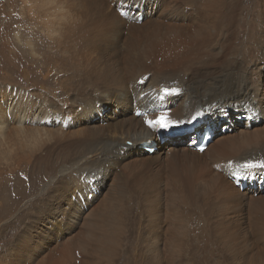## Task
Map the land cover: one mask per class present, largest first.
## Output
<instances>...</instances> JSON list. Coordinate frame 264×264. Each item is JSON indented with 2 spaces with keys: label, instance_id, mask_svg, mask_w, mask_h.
<instances>
[{
  "label": "bare ground",
  "instance_id": "1",
  "mask_svg": "<svg viewBox=\"0 0 264 264\" xmlns=\"http://www.w3.org/2000/svg\"><path fill=\"white\" fill-rule=\"evenodd\" d=\"M30 3L35 84L0 91V221L25 204L0 264H264V0ZM164 112L185 123L149 127Z\"/></svg>",
  "mask_w": 264,
  "mask_h": 264
},
{
  "label": "rangeland",
  "instance_id": "2",
  "mask_svg": "<svg viewBox=\"0 0 264 264\" xmlns=\"http://www.w3.org/2000/svg\"><path fill=\"white\" fill-rule=\"evenodd\" d=\"M35 17H36L35 6L30 3V0H0V22L5 23V24L7 21H16L17 22V24H16L17 29L15 28L11 32V34L5 35L3 38L0 39V91L5 93V95H6L5 98L4 97H2V99L0 98L2 100V103L7 102V99H8L7 93H6V85H11V86L14 85L15 86L16 84L19 83L17 86H15V88H21V87L24 88L25 86H23V85L27 84V86H32L33 84H35V77H36L35 75L36 74L33 70L34 68L31 69V67H32L31 63L28 62L27 57H25L26 59L24 58V56H23L24 50L22 49V43H20L16 38V32H18V30L20 31V29H22V27H23L22 26L23 24L20 22H29V25L32 24L30 27H33L36 24V23H34ZM38 34H42V33L38 32ZM15 47L17 48V50H15L16 49ZM51 47L53 48V50H51L52 49ZM55 48H56L55 43H51L47 46V49H48L47 51L48 52L50 51V53L52 55L55 54V55H53V57L55 59L64 58V60H66L68 57L71 56V54H69V53H65L62 55L59 51H56ZM20 49H21V51H19ZM54 49H55V51H54ZM70 50H72V49H70ZM19 55H21L22 57ZM20 59H22V61ZM27 62H28V64H27ZM15 64H16V66H15ZM29 65H31V66H29ZM71 66L72 65L67 64V68L71 67ZM28 68L31 71V73L29 75L30 76L29 80L25 78V73L23 72ZM29 90L35 91L36 89L31 87V88H29ZM193 125H196V124H193ZM201 126L204 127L205 124L201 123V124L196 125V127H201ZM188 128H189L188 126H185V127L181 128L180 130H178L176 133L167 134L165 136H167V137L169 136V138H171L172 140L174 139L175 136H177L178 138L188 139L191 132L194 131L191 128H189V130H188ZM219 128H221V126ZM195 130H197V128ZM181 133H183V134H181ZM192 134L194 136V133H192ZM167 137L165 139H164V137H163V139H160L162 141V144L165 145L167 143H170V140H168ZM194 141H195V139L193 140V144H194ZM152 151H153V149H149V152H152ZM27 179H29V176L27 177ZM27 181L30 182V180H27ZM236 183H237V185H239V181H236ZM243 183H245L247 185V180H244L241 185H243ZM246 185H245V187H246ZM260 187L264 189V185L258 184V183L255 184V188H260ZM24 205L25 204L22 203V205L13 213V215H11L9 218H6V219H3L0 221V246L2 245V243L5 244L7 241L10 240V236L12 233L11 230H9V231L7 229L4 230L3 229L5 227L4 225L6 224V222L9 223L11 221H14L16 219V217L23 211ZM47 244L49 245L50 243H47ZM127 249H128L127 246H126V248L123 247V250L127 254H129ZM123 255H124L123 258H121V259L118 255V257H119L118 264H132L129 261V255H125V254H123Z\"/></svg>",
  "mask_w": 264,
  "mask_h": 264
},
{
  "label": "snow or ice",
  "instance_id": "3",
  "mask_svg": "<svg viewBox=\"0 0 264 264\" xmlns=\"http://www.w3.org/2000/svg\"><path fill=\"white\" fill-rule=\"evenodd\" d=\"M123 15V13H121ZM175 89H172V92H175ZM165 92H168V89H165ZM199 115V114H198ZM193 121L197 119V117L192 118ZM192 121H188V123H191ZM146 123L149 125V127L156 128L159 127L161 129H170L172 127H176L179 124L185 123L184 121H172L168 118V113L164 112L160 116H158L154 120H147ZM203 151V149H201ZM261 166H264V161L260 162ZM254 165L250 163H245L241 165V167H253Z\"/></svg>",
  "mask_w": 264,
  "mask_h": 264
}]
</instances>
